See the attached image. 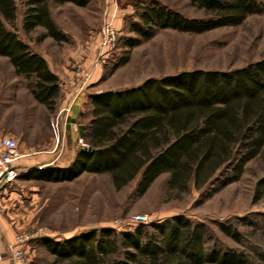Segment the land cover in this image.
Instances as JSON below:
<instances>
[{"label": "trees", "instance_id": "16d2710c", "mask_svg": "<svg viewBox=\"0 0 264 264\" xmlns=\"http://www.w3.org/2000/svg\"><path fill=\"white\" fill-rule=\"evenodd\" d=\"M59 1L85 5L89 0ZM191 1L209 16L188 18L156 3L144 6L142 22H133L131 28L141 37L167 27L203 32L238 25L264 9L262 0ZM16 10V0H0V53L18 74L32 78L33 93L54 111L59 76L8 26ZM37 26L47 29L42 36H65L51 15L49 0L28 1L24 27ZM140 36L132 41L140 42ZM127 60L123 57L120 63ZM91 102L93 116L81 125L91 148L80 147L57 175L38 178L71 180L86 171L108 173L121 188L139 175L138 191L143 193L167 172L171 190L180 194L191 185L216 190L240 178L248 161L264 157V58L225 70L196 68L149 77L136 86L96 92ZM263 184L264 179L259 182ZM254 227L264 233V219ZM221 229L235 241L245 239L231 221ZM213 236L205 222L176 214L119 233L104 228L63 240L46 237L44 244L56 255L54 264H264V248L252 257L247 249L212 241Z\"/></svg>", "mask_w": 264, "mask_h": 264}, {"label": "rangeland", "instance_id": "374dc122", "mask_svg": "<svg viewBox=\"0 0 264 264\" xmlns=\"http://www.w3.org/2000/svg\"><path fill=\"white\" fill-rule=\"evenodd\" d=\"M28 1L16 0V19L7 22L8 26L30 43L32 50H46L62 67L76 70L79 84L94 67L88 83L95 82L85 85L86 89L89 86L100 91L122 89L141 84L149 77L196 68L225 70L264 58V9L250 13L238 25L218 26L203 32L157 28L153 36L141 37L131 27L133 22H142L140 12L146 5L157 3L188 18L203 19L209 14L191 0H119L118 7L126 18L118 23L112 0H89L85 5L49 0L51 15L65 35L56 39L51 35L42 36L47 30L43 26L25 29ZM108 21H112L118 30V44L106 63L95 67L103 27ZM138 36L141 41L134 43L132 40ZM123 57L128 60L120 63ZM12 69L9 60L0 59V92L13 83L24 90L11 100L0 94L1 125L8 131V136L18 141L23 153L47 144L52 136L56 139L51 121L61 107L57 103L55 110H50L35 94L29 93L32 92V78ZM84 141L87 142L85 138ZM18 178L12 181L2 178L1 181L11 184ZM262 179V156L248 161L240 178L225 186L212 190L213 187L197 189L191 185L180 194L171 190L167 172L158 176L143 193L138 191L139 175L121 188L115 186L110 174L88 171L60 182L22 179L20 184H15L16 191L28 197L20 208L22 226L13 239H4L0 247L5 248L6 241H14L18 233L33 232L26 243L28 249L22 264H54L56 255L44 244L46 237L63 240L84 231L104 228H114L119 233L136 229L141 223L149 225L172 215L184 214L193 222H205L214 235L212 241L247 249L255 257L256 250L264 248V233L254 227L256 221L264 219V184L259 185ZM138 212L148 213L150 220L130 221V215ZM230 221L239 227L244 240L235 241L221 229V224Z\"/></svg>", "mask_w": 264, "mask_h": 264}, {"label": "crops", "instance_id": "0c3cea01", "mask_svg": "<svg viewBox=\"0 0 264 264\" xmlns=\"http://www.w3.org/2000/svg\"><path fill=\"white\" fill-rule=\"evenodd\" d=\"M121 1V0H120ZM119 0H112L111 5L113 9L116 7V15L118 16L117 22H124L126 18L124 11L118 7ZM120 11H119V10ZM120 27V26H119ZM25 41V40H24ZM26 42V41H25ZM28 43V42H27ZM30 44V43H29ZM34 52L41 54L45 57L50 68L59 76L60 83V95L58 98L59 107L64 106L70 99L72 93L79 85L76 70L67 69L58 64L53 54L48 51L39 50L34 48ZM9 58L0 53V59ZM10 61V60H9ZM12 64V63H11ZM14 70L15 66L12 64ZM12 69V70H13ZM95 80H91L88 85H91ZM138 85V84H137ZM136 86V85H134ZM94 86H89L88 89H84L83 93L79 95L75 103L72 105L70 111L65 114L62 121V130L64 134L63 143L58 144L54 137L40 148L33 147L22 153V156L18 158L14 165L21 171L19 178L11 184H3L0 179V244L2 245L4 239H13L15 232L22 226V217L20 208L24 206L25 195L18 192L15 184H20L19 180L25 179L27 181H42V182H60L63 180H50L46 178H38L37 175L42 174L43 177L57 175L58 168L66 167L76 157V154L81 147L79 144V138L81 135V125L87 123L93 116L91 96L99 92L100 90L93 89ZM131 87V86H128ZM126 88V87H125ZM20 89V90H19ZM23 87H18L16 84H9L3 93L4 97H8L11 100L17 97L22 92ZM29 93L33 96V91ZM1 98V96H0ZM1 103V99H0ZM1 125L0 117V148H2L1 137L9 135ZM30 196V195H29ZM33 198V197H32ZM28 249V248H27ZM1 264H22V261H10L6 259Z\"/></svg>", "mask_w": 264, "mask_h": 264}, {"label": "built area", "instance_id": "2783aa9c", "mask_svg": "<svg viewBox=\"0 0 264 264\" xmlns=\"http://www.w3.org/2000/svg\"><path fill=\"white\" fill-rule=\"evenodd\" d=\"M118 34V30L114 26L112 21H108L104 24L95 67L106 63L109 54L114 49H116L119 40ZM93 68L87 72V75L85 79H83V82L78 85V87L72 93L69 101L60 108L58 113L53 117L51 121V126L58 144L63 143L64 139L62 119L64 115L70 111L72 105L75 103L79 95L83 93L85 85L88 84V80L92 76L94 70ZM1 143L3 147L0 148V179L3 178L5 181H12L21 174V171H19L18 168L14 165V162L22 156V153L19 150L18 141L14 137L8 135L3 136L1 138ZM79 143L82 144L83 147L89 146V144L84 141L83 137L79 138ZM129 220L132 222H148L150 220V216L148 213L138 212L131 214ZM33 235V232H31V234L21 232L16 235L14 241H6V247H0V264L6 258H9L12 261L25 260L27 253L26 243Z\"/></svg>", "mask_w": 264, "mask_h": 264}, {"label": "water", "instance_id": "95a60500", "mask_svg": "<svg viewBox=\"0 0 264 264\" xmlns=\"http://www.w3.org/2000/svg\"><path fill=\"white\" fill-rule=\"evenodd\" d=\"M84 148L90 149L91 147L90 146H87V147H84Z\"/></svg>", "mask_w": 264, "mask_h": 264}]
</instances>
